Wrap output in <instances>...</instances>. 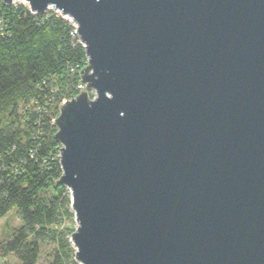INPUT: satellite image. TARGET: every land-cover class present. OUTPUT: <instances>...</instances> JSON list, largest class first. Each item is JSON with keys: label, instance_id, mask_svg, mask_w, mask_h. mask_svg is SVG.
<instances>
[{"label": "water", "instance_id": "obj_1", "mask_svg": "<svg viewBox=\"0 0 264 264\" xmlns=\"http://www.w3.org/2000/svg\"><path fill=\"white\" fill-rule=\"evenodd\" d=\"M2 1L85 48L55 120L75 261L264 264V0Z\"/></svg>", "mask_w": 264, "mask_h": 264}, {"label": "trees", "instance_id": "obj_2", "mask_svg": "<svg viewBox=\"0 0 264 264\" xmlns=\"http://www.w3.org/2000/svg\"><path fill=\"white\" fill-rule=\"evenodd\" d=\"M73 23L49 10L0 0V220L16 210L21 226L0 242V257L40 264H76L75 230H57L75 218L62 176L55 120L64 101L78 96L88 59ZM91 98L94 94L89 92Z\"/></svg>", "mask_w": 264, "mask_h": 264}, {"label": "rangeland", "instance_id": "obj_3", "mask_svg": "<svg viewBox=\"0 0 264 264\" xmlns=\"http://www.w3.org/2000/svg\"><path fill=\"white\" fill-rule=\"evenodd\" d=\"M14 4H17V5L23 4L25 6H28L27 4L18 2V1H16ZM78 90H80V92H83L86 90V88L84 86H79ZM20 226H21V220L16 210L9 212L3 219L0 220V242L5 243L9 241L10 239H12L14 233L19 229ZM76 227L77 225L75 223V220L73 219V220H65L60 227H56L55 229L66 231L67 229L75 230ZM70 242H71V239H70ZM54 249H55V246H48L44 248L43 254L40 260V264H49L51 262L52 260L51 255ZM0 264H19V262L14 255H9L7 257H0ZM76 264H79V263L76 262Z\"/></svg>", "mask_w": 264, "mask_h": 264}, {"label": "built area", "instance_id": "obj_4", "mask_svg": "<svg viewBox=\"0 0 264 264\" xmlns=\"http://www.w3.org/2000/svg\"><path fill=\"white\" fill-rule=\"evenodd\" d=\"M66 101H64L63 103H65Z\"/></svg>", "mask_w": 264, "mask_h": 264}]
</instances>
